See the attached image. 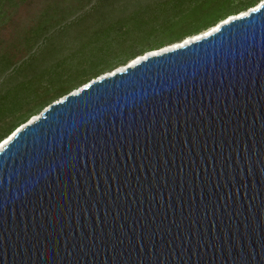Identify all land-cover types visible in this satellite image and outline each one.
Listing matches in <instances>:
<instances>
[{"label":"water","instance_id":"water-1","mask_svg":"<svg viewBox=\"0 0 264 264\" xmlns=\"http://www.w3.org/2000/svg\"><path fill=\"white\" fill-rule=\"evenodd\" d=\"M215 26L8 135L0 264H264V0Z\"/></svg>","mask_w":264,"mask_h":264},{"label":"trees","instance_id":"trees-1","mask_svg":"<svg viewBox=\"0 0 264 264\" xmlns=\"http://www.w3.org/2000/svg\"><path fill=\"white\" fill-rule=\"evenodd\" d=\"M66 1L72 10L69 9L63 19L70 20L75 16L72 18L75 19L73 22L77 23L72 24L75 26L74 34H78L80 30L79 44L75 49L81 54L71 51L63 53L65 41H62L61 49L57 53L59 55L51 65H44L40 70L0 91V127L2 126L0 142L20 123L37 114L38 111L30 108L31 101L45 106L103 72L104 67L110 63L109 57H119L114 66L122 65L134 59L136 55H142L146 50H155L153 48L164 43V40H159L158 46L152 44L141 50H134L135 41L151 34H163V38L169 42L181 39L185 35H195L201 29L203 32L213 27L227 15L243 12L244 8L257 2V0H240L237 3H233L232 0H78L80 3L76 6L70 4V0ZM95 4H99L100 13H89L88 15L93 17H86L90 19L87 21L85 18L82 19L83 17L76 19L80 9L88 5L95 7ZM70 30L65 31L63 36L71 33ZM75 55H78V59L67 61L68 57L72 58ZM15 62L4 63V66L0 67V73L12 69ZM28 102L29 107H24Z\"/></svg>","mask_w":264,"mask_h":264},{"label":"rangeland","instance_id":"rangeland-1","mask_svg":"<svg viewBox=\"0 0 264 264\" xmlns=\"http://www.w3.org/2000/svg\"><path fill=\"white\" fill-rule=\"evenodd\" d=\"M70 1V4L76 6L80 3L78 0ZM239 1L240 0H232L233 3ZM67 5L68 3L66 0H0V67L4 66V63H12L16 61L12 69L0 73V91L4 90L14 82L40 70L44 65H51L59 55H57V53L59 52V49H61L60 44L62 41H65L63 43V53H69L71 51L76 54H81L75 49L79 44L78 39H80V30L78 34H74L75 29L73 27L75 26L72 25L77 24L76 22H73L75 19H72L75 16L70 20L69 18H66L67 20L65 21L63 19V17L68 14L67 12H69V9L72 10V7ZM95 5V7L88 5L83 9H80L77 14L79 16L76 19L80 17H83L82 19H86V17L91 18L93 15H88L89 13H100L101 10H99V4ZM247 8L248 7L244 8V10ZM87 20L90 19H86V21ZM32 27L33 29H31ZM64 28L65 30H63ZM68 29H71V33L63 36ZM202 30L203 29L197 31V33ZM191 35L193 36V34H189L183 36L181 39L169 42L167 41L168 39L163 38V34H151L142 40L135 41L133 48L134 50H141L152 44H154L153 46H158L159 40H164L163 45L153 48L158 50L171 46L177 41H183ZM150 50H146L142 54ZM124 56L125 55H123V57ZM75 59H78V55H75L72 58L68 57L67 61ZM117 60H119V57H109L108 62L110 63L104 67L105 70L103 72L96 76L110 72L117 67L119 68L122 66L123 64L114 66V63H116ZM18 66L21 68L19 69ZM100 67H102V65L99 66V68ZM30 104L32 106L30 108H33L32 110L38 112L46 106L34 104L32 101ZM24 107H29V102L24 104ZM1 128L2 126L0 129Z\"/></svg>","mask_w":264,"mask_h":264},{"label":"bare ground","instance_id":"bare-ground-1","mask_svg":"<svg viewBox=\"0 0 264 264\" xmlns=\"http://www.w3.org/2000/svg\"><path fill=\"white\" fill-rule=\"evenodd\" d=\"M244 12V11H243ZM242 12H240L239 14H241ZM228 18H230V16L229 17H227V19ZM227 19H225V20H227ZM215 26V25H214ZM210 27L209 29H207V30H205V31H203V32H201V33H198V34H195V35H193V36H190V37H188V38H186V39H184L183 41H179V42H176L175 44H172L171 46H168V47H165V48H162V49H156V50H152V51H150L151 53H154V52H159V51H162V50H164V49H167V48H170V47H172V46H177V45H179V44H183L184 42H187V41H189L190 39H194V38H196V37H199V36H201L202 34H204V32H208L209 30H211V29H213V28H216V26L215 27ZM145 54H147V52L145 53ZM139 58H141V56H137V58L136 59H132L130 62H134L135 60H137V59H139ZM119 68H121V66L119 67ZM36 117V115H33L32 117H31V119H33V118H35ZM11 134H9V136H10ZM9 136H7L6 138H4L1 142H0V147L2 146V144H4L7 140H8V138H9Z\"/></svg>","mask_w":264,"mask_h":264}]
</instances>
